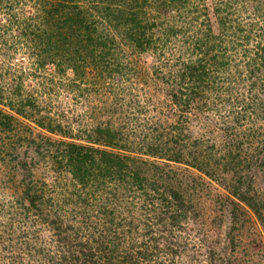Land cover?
<instances>
[{
  "label": "trees",
  "instance_id": "1",
  "mask_svg": "<svg viewBox=\"0 0 264 264\" xmlns=\"http://www.w3.org/2000/svg\"><path fill=\"white\" fill-rule=\"evenodd\" d=\"M261 1H219L216 32L202 0H0V264L239 261L233 248H209L188 231L200 217L204 177L227 191L231 229L264 220V193L254 186L264 146L249 151L214 118L237 99L233 85L264 91ZM248 7L262 22L254 40L238 25ZM47 66L71 70L68 86L81 95L142 76L132 108L147 116L136 127L150 124L151 141H132L128 123L110 115L124 109L118 94L86 127H75L76 115L57 124L26 85ZM7 86L15 89L6 94ZM202 118L212 129L194 135Z\"/></svg>",
  "mask_w": 264,
  "mask_h": 264
},
{
  "label": "rangeland",
  "instance_id": "2",
  "mask_svg": "<svg viewBox=\"0 0 264 264\" xmlns=\"http://www.w3.org/2000/svg\"><path fill=\"white\" fill-rule=\"evenodd\" d=\"M221 0H202L204 4L208 7L212 25L214 30L217 32L219 30L218 20L216 18L215 7L216 4ZM238 2V1H237ZM261 9H264V0L261 1ZM248 11H244L242 14V22L238 23L240 28H243L247 31L253 29L257 35H252L250 40H254L258 38L260 30L258 29L260 25H262L261 21L257 20V16L252 10L253 7H248ZM258 30V31H257ZM257 31V33L255 32ZM240 46H235L234 50L240 49ZM243 54V53H242ZM23 62L25 64V73L34 72L31 69H34L35 66L33 62L30 61L26 57H19V63ZM31 68V69H30ZM37 72L39 79L33 81L32 85L28 81L26 85L30 88L35 96L41 99L42 105H44L45 112L49 113L51 117L54 118L57 124H62V121L66 124L67 122L73 121L71 118L73 115H76L81 122L80 127L76 126L77 129L86 127V125L94 122L95 120L100 118L102 112V108L105 106H109L112 100L115 98V95H119L120 103H122L124 109L119 110L115 115L110 114L116 118V122L119 126H122L127 122L128 123V134L130 139L136 143L141 142L143 144L144 141H151V133L150 124H147L148 129L146 127H136L139 123H144L143 118L147 117L145 114L137 115L135 110L132 108L135 101H132L136 94L141 91L142 84L144 83V79L142 76H136L135 79H131L130 77L124 76V79L115 82L111 85L109 89H105L107 86L104 84H100L99 88H103L101 90V94L97 93V89L91 90H82L86 92L85 95H81L80 92H73V88L68 86L69 79L73 76L71 70L65 72L58 73L54 70V68L47 66L44 68L41 73ZM235 71L231 72V75L234 74ZM264 79V72H262L261 79ZM260 84H263L262 81ZM251 83L244 82L242 84L237 83V87L233 85L234 91L231 93L237 98L227 100L228 102L224 103L221 106L220 117H214L215 113L212 115L215 118V122L218 127L227 126L230 129L226 130V133L229 132L230 136H242L245 138L244 147H251L248 150L253 151L252 148H256L259 146H264V91H259L258 94L256 89L250 88ZM6 87V86H5ZM6 94L12 92L15 87L12 89V86H7ZM105 90L106 92L104 93ZM255 91V92H251ZM257 94V95H256ZM256 95L258 97L257 102H255L254 106L252 104L250 106L249 102L252 101V98ZM227 96L226 98H228ZM159 98L156 99L157 102L164 100L165 96L163 92L159 93ZM148 108V114L152 117L157 118L159 115V109H155L153 104H150ZM246 106L250 109L245 110ZM108 114V112H104ZM246 113L247 119L238 121L239 117ZM67 118V120L65 119ZM218 119V120H217ZM202 122H195L194 125L190 126V130L193 129L194 135H199L203 132H209L212 129L211 126H205V121L203 118ZM66 121V122H65ZM161 121V120H160ZM33 124V127L37 128V126L33 123V121H28ZM191 123V122H190ZM254 128V131L251 130ZM132 133L129 131H131ZM217 132L220 129H214ZM48 133V132H47ZM252 134L248 136V134ZM50 134V133H49ZM222 138L224 139V135L222 133ZM55 138H61L60 135H53ZM218 143H220L221 136L216 135L212 136ZM248 138V143H247ZM228 140L231 139L227 137ZM233 141V139H231ZM234 143V141H233ZM219 150V148H216ZM264 153V149H259ZM175 166L180 167L178 164ZM184 168V167H182ZM192 173L196 176L199 174L197 170H191ZM190 171V173H191ZM194 176V177H195ZM198 182H201V179L196 178ZM205 180H208V184L204 187V192L200 197L202 206L200 207V217L195 220L196 224L189 225V233L191 236L199 238L198 240L205 242L206 246L212 249H224L225 247H229L230 250L233 248L239 254V261L235 262L243 264H264V250L262 249V244L260 243L262 240L264 241V220L259 221L256 215L253 217V222H251L250 217L247 219V223L240 227L235 226L237 229H231L232 226V215L229 207V202L226 201L224 194L227 192L224 187L210 178L204 177ZM203 181V180H202ZM255 188L259 189L260 192L264 193V165L261 170L257 173L255 182ZM199 188V186H197ZM249 212V211H248ZM264 215V210L262 211ZM251 215V212H249Z\"/></svg>",
  "mask_w": 264,
  "mask_h": 264
}]
</instances>
